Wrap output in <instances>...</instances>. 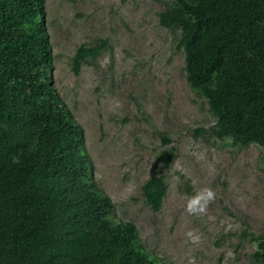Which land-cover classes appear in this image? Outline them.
Returning <instances> with one entry per match:
<instances>
[{
  "label": "trees",
  "instance_id": "16d2710c",
  "mask_svg": "<svg viewBox=\"0 0 264 264\" xmlns=\"http://www.w3.org/2000/svg\"><path fill=\"white\" fill-rule=\"evenodd\" d=\"M45 14V0H0V264H162L93 178L83 127L53 81ZM157 14L178 32L210 133L264 146V0H168ZM103 46L80 44L72 70ZM166 186L163 174L141 184L153 209ZM252 239L251 260L264 261V231Z\"/></svg>",
  "mask_w": 264,
  "mask_h": 264
},
{
  "label": "rangeland",
  "instance_id": "374dc122",
  "mask_svg": "<svg viewBox=\"0 0 264 264\" xmlns=\"http://www.w3.org/2000/svg\"><path fill=\"white\" fill-rule=\"evenodd\" d=\"M167 1L45 0L54 84L83 127L113 217L134 222L160 263L264 264L251 260L252 235L264 231V146L210 133L215 116L187 82L178 32L158 21ZM103 39L75 73L76 48ZM168 149L169 164L157 159ZM153 174L167 184L158 209L141 189ZM203 189L214 200L205 214H188V200Z\"/></svg>",
  "mask_w": 264,
  "mask_h": 264
},
{
  "label": "clouds",
  "instance_id": "9594fccd",
  "mask_svg": "<svg viewBox=\"0 0 264 264\" xmlns=\"http://www.w3.org/2000/svg\"><path fill=\"white\" fill-rule=\"evenodd\" d=\"M215 194L211 189H203L199 191L194 197L188 200L186 211L190 215H203L206 213L208 204L213 201ZM188 236L196 242L199 240L198 236H195L192 232L188 233Z\"/></svg>",
  "mask_w": 264,
  "mask_h": 264
}]
</instances>
